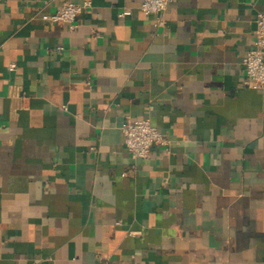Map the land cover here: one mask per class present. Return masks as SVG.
<instances>
[{"label": "crops", "instance_id": "obj_1", "mask_svg": "<svg viewBox=\"0 0 264 264\" xmlns=\"http://www.w3.org/2000/svg\"><path fill=\"white\" fill-rule=\"evenodd\" d=\"M140 1L0 0V264H264V0ZM127 117L164 143L131 157Z\"/></svg>", "mask_w": 264, "mask_h": 264}, {"label": "built area", "instance_id": "obj_2", "mask_svg": "<svg viewBox=\"0 0 264 264\" xmlns=\"http://www.w3.org/2000/svg\"><path fill=\"white\" fill-rule=\"evenodd\" d=\"M172 0H141L138 8L145 15L156 14V25H162V12ZM88 2L75 3L64 1L53 13L42 14V19L49 22L63 21L74 26L77 16L88 6ZM126 13L120 11L117 16L123 17ZM254 42L242 57L244 85L252 88L264 87V13L258 12L255 16ZM62 49V47H57ZM15 65L11 63L9 69ZM123 142L127 152L133 158H146L150 155L151 148L156 144H163L164 140L160 131L151 124L148 117L141 119L123 120L120 125ZM94 264V263H92Z\"/></svg>", "mask_w": 264, "mask_h": 264}]
</instances>
